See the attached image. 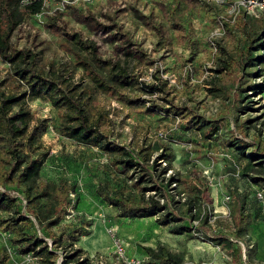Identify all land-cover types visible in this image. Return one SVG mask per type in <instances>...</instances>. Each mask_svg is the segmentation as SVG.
Segmentation results:
<instances>
[{"label":"rangeland","instance_id":"1","mask_svg":"<svg viewBox=\"0 0 264 264\" xmlns=\"http://www.w3.org/2000/svg\"><path fill=\"white\" fill-rule=\"evenodd\" d=\"M3 1L8 9L16 8L22 18L11 39L13 50L29 51L35 55L31 67L37 72L66 77L89 103L101 104L112 122L107 125L111 140L136 152L142 147L151 148L150 163L157 164L155 177L145 175L143 187L149 189L154 179L181 176L190 168L204 176L210 174L207 199L179 183L170 186L168 210L178 212L180 217L167 226L157 224L155 217H117L116 208L100 191L112 196L126 182L128 193L134 190L131 180L115 172L100 148L84 146L64 136L59 130L58 111L47 98H26L25 108L32 113V124L43 119L48 123L41 146L49 155L31 195L42 196L34 205L43 217L39 236L43 237L50 221L57 220L51 229L58 239L61 237L57 264L78 249L84 255L110 254L114 244L110 228L124 238L127 251L142 259L143 264H160V258L152 256L148 248L169 258L167 264H237L232 251L238 247L242 249L241 264H264V62L255 61L257 65L248 67L245 56L240 66L224 69L225 62H232L231 56L246 47V35L236 25L242 9L252 24L264 18L261 5L250 0H199L203 7L180 13L191 36L183 39L160 7V2L173 0H45L43 11L34 15L25 13L21 6L30 0ZM149 17L158 30L148 26ZM50 18H59L58 26L69 34L80 33L84 41L93 42L100 58L127 67L137 82L127 86L125 92L143 100L140 108L98 91L76 63L75 52L89 61L90 54L78 50L66 34L47 26ZM224 21L235 25L233 35L225 29ZM125 38L131 43H126ZM128 49L143 50L153 63L127 55ZM253 54L264 57V46ZM95 69L108 78V71ZM14 72L15 66L0 58V89L20 94L27 86ZM161 80L165 82L163 92L145 87ZM172 105L193 109L205 128L220 121L222 138H205L198 129L183 131L180 117L161 110ZM153 108L159 111L146 112ZM232 133L237 138L234 143L243 147L245 144L244 155L242 147L238 150L233 147L236 144H226ZM161 140L172 147L175 155L170 168L160 159L165 152L158 148ZM64 182L75 185L74 206L60 215L54 212V196ZM15 192L26 204L25 192ZM143 194L164 202L159 189L145 190ZM236 196L245 198L243 212L250 216L243 231L234 221L232 198ZM12 214L0 212V217L9 218ZM80 230L90 234L80 238ZM218 238L224 239L223 244ZM226 239L232 241L233 248ZM48 241L53 247L52 239ZM3 246L10 253L8 263L28 264L24 256H17L10 237L0 232V248ZM37 262L35 257L34 263Z\"/></svg>","mask_w":264,"mask_h":264},{"label":"trees","instance_id":"2","mask_svg":"<svg viewBox=\"0 0 264 264\" xmlns=\"http://www.w3.org/2000/svg\"><path fill=\"white\" fill-rule=\"evenodd\" d=\"M45 0H30L21 5L28 15L38 14L43 11ZM166 18L177 28L180 38L190 39L189 31L180 18V13L195 8L203 7L199 0H173L160 2ZM238 17L237 27L242 31L245 37V48L240 54L231 56L232 62H225L224 69L233 70L242 64L245 56H248L249 64L257 65L255 61L264 62V57L254 56V50H262L264 46V18H260L249 24L251 19H246L245 10ZM59 18H50L47 26L54 29L57 33H64L78 50L90 54V61L84 58L79 52H75L76 63L83 67L85 73L90 78L96 89L115 100L121 101L134 108H140L143 104L141 98H133L125 92L127 86L133 85L136 81L135 76L129 72V69L120 62L102 59L98 56L97 47L93 42L83 40L80 33L69 34L64 28L58 26ZM21 14L16 8L8 9L3 0H0V58L15 66V75L17 79L27 86V90L18 94L10 89H0V212H12L9 218L0 217V232L7 233L10 241L14 244L15 253L19 257L31 254L37 258L38 264H57L59 259L58 239L51 231L52 225L57 220L48 223L43 233V237L38 232L42 229L43 217L38 205L40 195L32 196L31 190L41 175L44 168L48 152L42 150L41 138L47 131V120H38L32 124L33 116L30 110L25 108L26 98L31 97L47 98L52 106L57 109L61 123L59 130L64 136L70 138L84 146L98 147L109 158L110 164L115 172L131 180V187L134 190L126 192L128 183L120 185L111 196L109 192L100 191L105 200L109 201L112 207L116 208L117 217L130 219H147L155 217L157 224L167 226L169 223L179 219L178 212L168 210L170 203V186L173 183H179L180 187L188 189L192 193H201V198H208L209 186L207 177L202 173L188 169L184 174L169 179H154V185L149 189L143 187L141 182L145 175L155 177L154 168L156 161L151 164L150 160L153 152L149 146L137 150H131L125 145L111 140L107 134V125L112 123L109 113L94 102L89 103L87 98L77 88L71 84L69 79L63 76H53L52 73H39L31 67L35 55L27 50H13L11 39L14 31L21 23ZM225 29L233 35L235 25L229 22H223ZM148 26L151 29H157L152 17L148 18ZM188 31V32H187ZM186 33V34H185ZM188 33V34H187ZM161 35V34H160ZM120 36L123 37L122 34ZM162 36V35H161ZM125 37V36H124ZM126 43L131 41L125 38ZM72 49V48H71ZM127 55L141 59L150 64L152 60L141 49L127 50ZM29 60V61H28ZM95 67L109 72L108 78H105ZM239 79H237L238 81ZM137 82V81H136ZM165 82L161 80L159 84H148L145 86L154 92H163ZM158 109V108H157ZM155 108L146 109L147 113L155 114L159 110ZM170 115L180 117L179 125L183 131L198 129L203 131L205 138L219 140L221 130L220 121H216L205 128V124L199 121L200 117L195 111L188 107L172 105L169 108H162ZM237 138L232 133L226 141L227 145H235L238 150L244 147L237 144ZM158 148L163 149L164 154L160 159H164L167 168H170L175 159L172 147L165 141L158 143ZM243 145V144H242ZM243 155L245 150L242 151ZM166 168V169H167ZM165 173V169H164ZM179 173V172H178ZM180 174V173H179ZM136 175L138 177H136ZM201 186H205L202 190ZM22 189L25 192L26 204L21 202L16 192ZM159 189L163 192L164 202L155 196L146 198L143 191ZM75 185L64 182L57 189L54 196L56 205L54 212L62 215L68 207L73 204L71 193H74ZM185 191V190H184ZM42 194H45L42 189ZM236 196L232 198L234 208V221L239 230L246 229L249 220V214L243 212L245 198ZM40 228H39V227ZM191 230L192 228L188 226ZM83 231V233H81ZM201 231V230H199ZM80 238L87 236L88 231L80 230L77 232ZM194 238L195 236H191ZM52 239L53 247L50 246L48 239ZM223 240L218 238V241ZM228 241V246L233 248V243ZM214 244L215 242H210ZM218 244V242L216 243ZM147 251L152 256L160 258V264H167L169 258L158 254L155 248H148ZM233 261L237 264L242 263V249L238 247L233 249ZM84 254L81 249L63 256L62 264H87L86 259H81ZM10 253L3 246L0 248V264H10ZM15 264V263H13ZM180 264V263H177Z\"/></svg>","mask_w":264,"mask_h":264},{"label":"built area","instance_id":"3","mask_svg":"<svg viewBox=\"0 0 264 264\" xmlns=\"http://www.w3.org/2000/svg\"><path fill=\"white\" fill-rule=\"evenodd\" d=\"M223 1V0H222ZM252 3H259L262 7V16H264V0H250ZM207 179H210V174H205ZM210 181V180H209ZM74 193H71V198L73 201L72 206H74ZM259 196L262 197L263 195L259 193ZM230 199L231 196H228ZM116 230L110 228L109 232L111 233L114 244L112 246V252L110 254H103V253H97L93 255H83L81 259H86L87 264H143L142 259H139L135 256L130 255V253L127 251V245L128 243L122 238L121 235H118ZM7 235V233H4ZM50 244V241H49ZM25 261H27L28 264H35V257L31 254H27L24 256ZM62 264V263H61Z\"/></svg>","mask_w":264,"mask_h":264}]
</instances>
